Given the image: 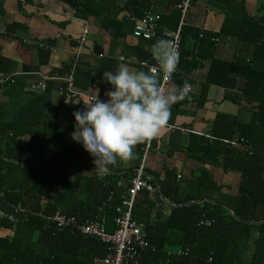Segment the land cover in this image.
<instances>
[{
	"label": "trees",
	"instance_id": "obj_1",
	"mask_svg": "<svg viewBox=\"0 0 264 264\" xmlns=\"http://www.w3.org/2000/svg\"><path fill=\"white\" fill-rule=\"evenodd\" d=\"M127 1L133 13L141 17L150 0ZM195 1L199 0H191ZM245 1H234L218 33L182 26L180 46L181 58L186 44L193 42L198 51L196 56L192 52L194 61L214 56L212 39L216 37L256 44L252 54L242 60H211L213 73L204 85L232 88V76L242 78V94L258 100L252 104L246 99L247 105L252 104L251 121L242 124L236 116L220 114L212 130L213 139L191 136L187 147L191 158L239 173L237 193H222L205 169L191 181L177 180L172 171L162 180L151 175L158 187L155 199L140 191L132 211L133 220L144 226L146 234L147 246L138 264H264V14L251 17ZM172 15L174 21L163 17L160 26L175 30L180 10ZM190 66L197 68L196 64ZM47 130L48 137L42 140L23 141L19 139L22 132L0 124V230L12 233L0 237V264H92L95 257L106 256V247L97 239L69 228L58 230L43 215L60 211L83 222L104 211L107 231L111 232L121 195L136 174L129 170L128 183L119 186L121 167L112 165L109 173L99 174L94 157L81 144L46 155L61 147L74 127L51 120ZM144 145H137L139 162ZM78 162L87 164L88 169L73 174L69 166ZM14 207L20 212L15 214ZM9 214L14 215L13 222L4 217ZM40 235L46 239L44 245L38 241Z\"/></svg>",
	"mask_w": 264,
	"mask_h": 264
},
{
	"label": "crops",
	"instance_id": "obj_2",
	"mask_svg": "<svg viewBox=\"0 0 264 264\" xmlns=\"http://www.w3.org/2000/svg\"><path fill=\"white\" fill-rule=\"evenodd\" d=\"M182 1L150 0L144 13L158 17L159 27L151 40H142L132 34L134 22L131 19L140 17L128 7L127 0H0V77L18 75L14 84L0 85V124L6 129L22 132L19 139L23 141L42 140L48 134L47 126L51 120L74 127V112L84 109L83 101L90 99V89L99 87L100 98L106 99L105 92L110 85L102 82L101 77L104 71H115L120 56L132 60L134 67L152 64L151 45L164 39V32L174 31L167 25L160 26V21L163 17L173 18V12L179 10ZM234 1L191 2L186 15L180 16L176 29L190 26L218 33L224 14L234 6ZM245 2L251 17L259 18L264 14V0ZM84 30H87V36L81 42ZM219 38L214 56L205 60L196 58L193 61L192 52L196 56L198 51L193 48L192 41L186 44L177 72L169 84L183 87L187 83L189 95L172 106L167 125L175 129L170 131L163 127L154 138L144 169L146 175H153L158 180L172 171L177 180L188 181L205 169L222 193L235 196L241 181L239 173L201 163L191 158L187 151L191 136L213 139L211 134L217 116H236L240 123H248L252 118L250 105L258 103L256 98L242 94L244 80L238 76H232L235 81L232 88L217 85L204 88L209 73H213L211 60H242L256 48L250 41L241 42L226 36ZM192 64L197 68H192ZM68 75L72 79L71 87L63 81L48 79ZM235 98L238 103L234 102ZM248 98L250 105L246 103ZM63 143L46 155L68 145L80 144L71 135ZM138 162L136 145L132 158L118 160L115 164L123 170L119 186L128 183L129 170L136 173ZM69 167L73 174L88 169L87 164L81 162L71 163ZM155 194L150 197L155 199ZM8 236L12 233L0 230V237ZM38 241L44 245L46 239L40 235Z\"/></svg>",
	"mask_w": 264,
	"mask_h": 264
},
{
	"label": "clouds",
	"instance_id": "obj_3",
	"mask_svg": "<svg viewBox=\"0 0 264 264\" xmlns=\"http://www.w3.org/2000/svg\"><path fill=\"white\" fill-rule=\"evenodd\" d=\"M156 66L134 67L133 61L119 57L115 71H104L102 82L110 85L100 98V88L90 89L84 109L74 112L71 137L94 157L99 174H107L118 160L133 157L135 146L156 138L171 116L172 106L189 95V85L172 81L178 69L179 51L167 39L150 47ZM77 100L76 102H79Z\"/></svg>",
	"mask_w": 264,
	"mask_h": 264
},
{
	"label": "built area",
	"instance_id": "obj_4",
	"mask_svg": "<svg viewBox=\"0 0 264 264\" xmlns=\"http://www.w3.org/2000/svg\"><path fill=\"white\" fill-rule=\"evenodd\" d=\"M190 5L191 0H183L181 2L179 10L182 17L186 15ZM157 19L158 17L153 16L149 12L144 13L140 18H132L131 21L134 22L132 30L133 36L142 40H151L156 33ZM86 36L87 30H84L81 36V42L86 39ZM163 36L164 39L169 40L180 53V27L174 31L164 32ZM212 42L217 46L220 42V38H213ZM142 65L150 69L156 66V62L153 59L152 64L142 63ZM175 74L176 73H174L173 76ZM17 76L16 74L0 77V85L14 84ZM48 79L63 81L68 87L72 86L70 75L62 77L52 76ZM169 82L170 81L164 80L162 84L167 87ZM165 127L170 131L175 129L174 126L166 125ZM153 141L154 138L145 142L136 174L131 179L129 188L122 193L121 203L115 209L116 216L113 219L114 228L111 232L107 231V217L104 211L83 222H78L75 216L60 211H56L52 215H43V218L52 222L58 230L69 228L81 236L95 238L101 242L106 247L107 254L104 257H95L92 264H138L140 262L141 253L147 246L146 234L144 232V226L133 220L132 211L136 201V195L140 191L144 190L152 197L158 190L157 185L153 182L154 179L144 172L146 158L152 147ZM231 144L237 145L235 142H231ZM13 210L15 214L20 212L18 207H14ZM4 217L12 222L14 221L13 214L4 215Z\"/></svg>",
	"mask_w": 264,
	"mask_h": 264
},
{
	"label": "water",
	"instance_id": "obj_5",
	"mask_svg": "<svg viewBox=\"0 0 264 264\" xmlns=\"http://www.w3.org/2000/svg\"><path fill=\"white\" fill-rule=\"evenodd\" d=\"M55 153V152H54ZM36 162H34V163H32V164H30V165H33V164H35Z\"/></svg>",
	"mask_w": 264,
	"mask_h": 264
}]
</instances>
